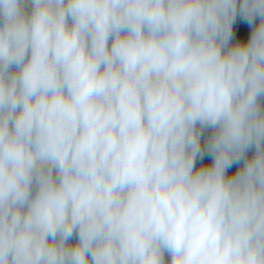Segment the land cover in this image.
Instances as JSON below:
<instances>
[{
    "label": "clouds",
    "instance_id": "1",
    "mask_svg": "<svg viewBox=\"0 0 264 264\" xmlns=\"http://www.w3.org/2000/svg\"><path fill=\"white\" fill-rule=\"evenodd\" d=\"M0 264H264V0H0Z\"/></svg>",
    "mask_w": 264,
    "mask_h": 264
},
{
    "label": "trees",
    "instance_id": "2",
    "mask_svg": "<svg viewBox=\"0 0 264 264\" xmlns=\"http://www.w3.org/2000/svg\"><path fill=\"white\" fill-rule=\"evenodd\" d=\"M249 32V29L248 28H244V27H241L240 29V35H241V38H243L244 36H246ZM210 158H205V162H208ZM231 172H234L235 171V166H233L232 169H230Z\"/></svg>",
    "mask_w": 264,
    "mask_h": 264
}]
</instances>
